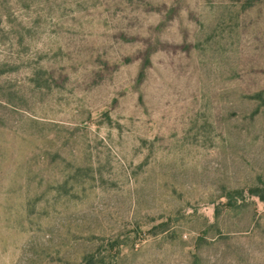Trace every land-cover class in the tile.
<instances>
[{
	"label": "rangeland",
	"instance_id": "rangeland-1",
	"mask_svg": "<svg viewBox=\"0 0 264 264\" xmlns=\"http://www.w3.org/2000/svg\"><path fill=\"white\" fill-rule=\"evenodd\" d=\"M0 264H264V0H0Z\"/></svg>",
	"mask_w": 264,
	"mask_h": 264
}]
</instances>
